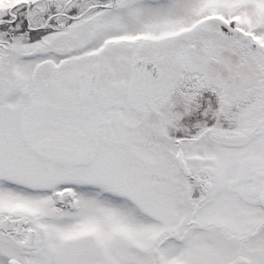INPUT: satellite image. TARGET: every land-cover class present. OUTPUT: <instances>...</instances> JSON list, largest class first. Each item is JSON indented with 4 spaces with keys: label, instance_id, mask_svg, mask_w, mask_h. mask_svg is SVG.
Wrapping results in <instances>:
<instances>
[{
    "label": "snow or ice",
    "instance_id": "snow-or-ice-1",
    "mask_svg": "<svg viewBox=\"0 0 264 264\" xmlns=\"http://www.w3.org/2000/svg\"><path fill=\"white\" fill-rule=\"evenodd\" d=\"M0 264H264V0H0Z\"/></svg>",
    "mask_w": 264,
    "mask_h": 264
}]
</instances>
